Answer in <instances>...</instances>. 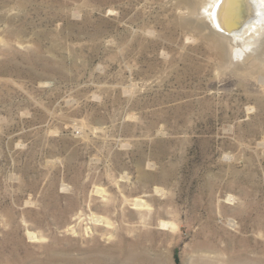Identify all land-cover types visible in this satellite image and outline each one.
Masks as SVG:
<instances>
[{"label":"rangeland","instance_id":"374dc122","mask_svg":"<svg viewBox=\"0 0 264 264\" xmlns=\"http://www.w3.org/2000/svg\"><path fill=\"white\" fill-rule=\"evenodd\" d=\"M190 3L0 0V264H264V52Z\"/></svg>","mask_w":264,"mask_h":264},{"label":"bare ground","instance_id":"6f19581e","mask_svg":"<svg viewBox=\"0 0 264 264\" xmlns=\"http://www.w3.org/2000/svg\"><path fill=\"white\" fill-rule=\"evenodd\" d=\"M190 4L195 6L194 18L222 40L211 43L220 64L239 66L264 52V0H191Z\"/></svg>","mask_w":264,"mask_h":264}]
</instances>
